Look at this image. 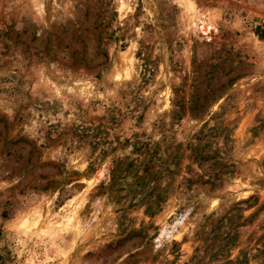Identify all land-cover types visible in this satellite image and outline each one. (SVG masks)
I'll list each match as a JSON object with an SVG mask.
<instances>
[{
    "label": "rangeland",
    "instance_id": "1",
    "mask_svg": "<svg viewBox=\"0 0 264 264\" xmlns=\"http://www.w3.org/2000/svg\"><path fill=\"white\" fill-rule=\"evenodd\" d=\"M0 264H264V0H0Z\"/></svg>",
    "mask_w": 264,
    "mask_h": 264
},
{
    "label": "trees",
    "instance_id": "2",
    "mask_svg": "<svg viewBox=\"0 0 264 264\" xmlns=\"http://www.w3.org/2000/svg\"><path fill=\"white\" fill-rule=\"evenodd\" d=\"M195 158H198V156H196ZM224 173L223 172L217 173V172H213V170H211V171L209 170V173L206 175L207 179H206L205 183H210L214 186L215 184H217L220 181V177Z\"/></svg>",
    "mask_w": 264,
    "mask_h": 264
}]
</instances>
